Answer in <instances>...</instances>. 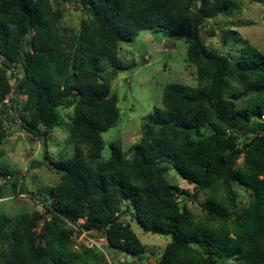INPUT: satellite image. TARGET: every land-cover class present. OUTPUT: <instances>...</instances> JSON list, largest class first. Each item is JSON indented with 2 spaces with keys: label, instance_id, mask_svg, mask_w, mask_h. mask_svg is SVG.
I'll list each match as a JSON object with an SVG mask.
<instances>
[{
  "label": "trees",
  "instance_id": "trees-1",
  "mask_svg": "<svg viewBox=\"0 0 264 264\" xmlns=\"http://www.w3.org/2000/svg\"><path fill=\"white\" fill-rule=\"evenodd\" d=\"M64 1L85 14L78 27L63 25V8L51 0H0V158L13 110L46 148L50 132L64 126L61 110L73 108L74 145L55 163L60 181L41 210L14 220L0 213V264H108L100 250L76 249L70 224L140 256L146 247L121 220L131 209L144 232L172 238L157 264H264V53L244 42L232 60L202 37L206 21L240 9L242 0ZM147 29L184 42L197 84H167L139 142L128 153L113 142L105 158L103 134L121 118L112 80L136 66L122 63L120 48ZM13 66L20 73L15 89L26 96L12 99L19 108L5 102ZM170 169L195 196L207 195L205 219L195 221L180 205ZM0 180V197L19 186L36 196L5 165ZM236 188L249 192L246 205Z\"/></svg>",
  "mask_w": 264,
  "mask_h": 264
},
{
  "label": "rangeland",
  "instance_id": "rangeland-1",
  "mask_svg": "<svg viewBox=\"0 0 264 264\" xmlns=\"http://www.w3.org/2000/svg\"><path fill=\"white\" fill-rule=\"evenodd\" d=\"M238 10L218 16L206 21L202 29V37L207 48L213 52L237 60L240 56L242 43L247 42L264 53V0H242ZM56 8H63L61 23L67 26L78 27L86 18L85 14L73 2L51 0ZM215 31V37L209 36V31ZM29 35L27 46L32 38ZM120 58L124 65L136 66L122 72L118 78L112 80V92L118 96V106L121 118L116 126L103 134V157L109 158L111 154L110 144L120 142L123 150L128 153L130 147L139 142L141 127L145 118L154 111L155 107H162L164 87L169 83H184L196 85V70L190 66L186 59V46L183 41L176 40L166 32L154 33L151 30H143L132 43H124L120 48ZM10 71V81H14L16 75ZM12 99L25 101L26 96L14 89L8 98V105L17 107ZM64 126L54 129L47 138V147H43L37 137L31 135L21 126L16 111H10L6 116V130L8 137L4 141L1 150L0 165H5L15 171L20 183L24 181L25 187L34 191L36 196L16 192H10L12 199L0 202V213L8 215L11 219L20 213L41 210L45 197H48L52 186L60 181V175L54 167L61 158L70 157L74 145L70 143L71 135L69 124L73 116V108L61 110ZM49 158L45 159L44 154ZM130 156V154H128ZM169 182L179 187L177 200L181 206L185 203L192 218L195 221L206 218L204 205L207 204V195L202 192L195 196L194 186L181 178L175 170L167 173ZM238 203L244 206L249 201V192L244 188H236ZM125 223H131L132 227L146 247L145 253L134 256L120 250L110 248L105 239L103 245L104 254L108 264H150L157 261L166 246L171 242L170 236H160L144 232L132 220V209L121 217ZM93 238H103L100 234L93 233ZM84 246L76 241V249ZM85 247V246H84ZM225 264H235L228 261Z\"/></svg>",
  "mask_w": 264,
  "mask_h": 264
},
{
  "label": "built area",
  "instance_id": "built-area-1",
  "mask_svg": "<svg viewBox=\"0 0 264 264\" xmlns=\"http://www.w3.org/2000/svg\"><path fill=\"white\" fill-rule=\"evenodd\" d=\"M12 72H14L13 74L16 75V78L13 79L14 81H10L11 86L13 87L12 92H14V89L18 83V79L20 78V73L18 71L17 68H15L14 66L11 68ZM11 92V93H12ZM10 93V94H11ZM9 94V95H10ZM8 104V101H5ZM11 177L8 175L4 180L3 183H5L7 180H9ZM2 182L0 180V186H1ZM19 196H23L22 194H20L19 189L16 190V193ZM13 196H3L0 197V202L2 201H6L9 199H12ZM70 227L74 229V235H75V239L77 242L83 244L85 247L89 248V249H96V250H100L102 252H104L103 249V245H105V239L104 238H93L90 235H92V232H87V231H81L77 226L70 224Z\"/></svg>",
  "mask_w": 264,
  "mask_h": 264
},
{
  "label": "water",
  "instance_id": "water-1",
  "mask_svg": "<svg viewBox=\"0 0 264 264\" xmlns=\"http://www.w3.org/2000/svg\"><path fill=\"white\" fill-rule=\"evenodd\" d=\"M158 262L157 261H153V262H151L150 264H157Z\"/></svg>",
  "mask_w": 264,
  "mask_h": 264
}]
</instances>
